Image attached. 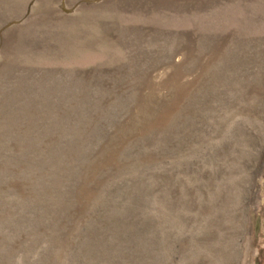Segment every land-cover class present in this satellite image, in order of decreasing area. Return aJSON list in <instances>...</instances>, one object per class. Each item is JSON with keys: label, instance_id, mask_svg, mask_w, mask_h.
I'll use <instances>...</instances> for the list:
<instances>
[{"label": "rangeland", "instance_id": "374dc122", "mask_svg": "<svg viewBox=\"0 0 264 264\" xmlns=\"http://www.w3.org/2000/svg\"><path fill=\"white\" fill-rule=\"evenodd\" d=\"M0 264H264V0H0Z\"/></svg>", "mask_w": 264, "mask_h": 264}]
</instances>
